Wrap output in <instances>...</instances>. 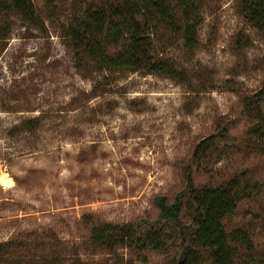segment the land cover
Listing matches in <instances>:
<instances>
[{
    "label": "rangeland",
    "instance_id": "1",
    "mask_svg": "<svg viewBox=\"0 0 264 264\" xmlns=\"http://www.w3.org/2000/svg\"><path fill=\"white\" fill-rule=\"evenodd\" d=\"M101 1L109 0H33L36 25L0 18L10 26L0 41V243L29 236L21 264H169V236L166 252H136L126 244L100 248L90 231L155 222V198L171 202L190 167L196 185L243 175L251 198L225 223L247 230L261 252L264 143L249 133L242 101L264 93V33L244 18L239 0H192L193 49L166 25L150 35L153 59L170 63L177 79L76 69L68 7ZM30 119L32 132L24 127ZM218 135L196 173L194 148ZM249 256L240 252L241 264Z\"/></svg>",
    "mask_w": 264,
    "mask_h": 264
},
{
    "label": "trees",
    "instance_id": "2",
    "mask_svg": "<svg viewBox=\"0 0 264 264\" xmlns=\"http://www.w3.org/2000/svg\"><path fill=\"white\" fill-rule=\"evenodd\" d=\"M239 1L244 18L264 33V0ZM169 2L109 0L78 4L74 9L68 7L65 36L73 50L75 68L92 67L107 72L143 70L177 79L181 73L170 63L153 59L150 35L156 25H166L174 33H181L185 48L191 50L195 46L199 21L192 0H177L175 6ZM10 14L32 25L39 22L33 0H0V18ZM1 23L0 41H4L10 26L4 21ZM242 112L251 122L249 133L263 144L264 93L244 98ZM24 127L32 132L36 121L27 120ZM218 138L222 135L203 140L194 148L190 160L197 163L196 173L200 170L198 162L216 150ZM183 177L184 185L171 202L164 196L155 198L158 210L155 222L122 226L100 224L90 231L92 242L107 250L126 244L136 252L162 253L167 251L169 236L173 255L169 264H241L240 252L250 254L248 264H264V249L256 252L257 245L251 234L240 227L228 228L225 223L240 203L251 198L245 195L243 175L217 184L196 185L192 169L186 167ZM26 240L0 243V264H10V261L21 264L31 243L29 236ZM30 264L44 262L31 261Z\"/></svg>",
    "mask_w": 264,
    "mask_h": 264
}]
</instances>
